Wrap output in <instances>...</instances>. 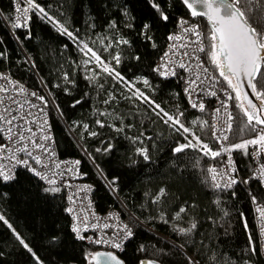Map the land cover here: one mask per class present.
I'll use <instances>...</instances> for the list:
<instances>
[{
  "label": "trees",
  "instance_id": "1",
  "mask_svg": "<svg viewBox=\"0 0 264 264\" xmlns=\"http://www.w3.org/2000/svg\"><path fill=\"white\" fill-rule=\"evenodd\" d=\"M155 2L167 20L150 0H31L37 7L30 0H0V71L49 94L61 116L51 120L59 156L79 160L99 212L116 209L132 228L123 250L108 252L123 264H264L250 201L253 196L264 206V188L254 180L230 190L211 187L208 169L217 157L191 141L198 138L215 152L208 108L192 109L178 80L155 70L179 19L201 27L203 62L232 93L229 145L239 179L248 176L251 158L247 148L233 146L251 141L254 128L264 124L248 123L238 107L241 98L211 63L207 23L192 18L179 0ZM16 3L29 9L27 26H9ZM239 7L251 26L264 32V0H240ZM84 45L109 61L114 73L89 77ZM115 73L124 82L114 79ZM137 89L148 102L136 98ZM257 91L264 92L259 83ZM261 103L257 99V108L248 111L264 119ZM164 113L179 117V124ZM190 141L192 147L174 151ZM138 150H146L148 159ZM0 216V264H91L95 253L104 252L72 231L64 189L46 186L26 170L18 169L10 181L0 179Z\"/></svg>",
  "mask_w": 264,
  "mask_h": 264
},
{
  "label": "built area",
  "instance_id": "2",
  "mask_svg": "<svg viewBox=\"0 0 264 264\" xmlns=\"http://www.w3.org/2000/svg\"><path fill=\"white\" fill-rule=\"evenodd\" d=\"M23 9L25 7L16 3L13 20L9 24L10 27H13L14 23L27 26L29 22L28 11L24 12ZM185 29H194L199 33V37L193 34V31H185ZM170 36H178L180 39H169ZM201 47L206 49L201 27L193 19L181 18L177 21L174 32L168 36L167 44L155 65V69L161 65L167 66L166 69L160 68V71L166 70L169 73L163 77L178 80L186 102L192 109L204 111L208 108L209 133L216 143L215 152L221 153L216 156L217 161L209 167V169L215 170L214 172L208 171L211 187L215 190H230L237 185H246L249 181L254 180L264 188V177L261 176V170H264V145L262 144L247 145L251 158V170L244 179H239L236 176L232 148L229 145L231 120L228 117L231 114L232 93L222 87L220 79L208 70L203 62L205 51H199ZM186 52L188 53L187 56L184 55ZM166 53L167 55H165ZM180 63H183L185 67L180 68ZM160 71H157V73L160 74ZM192 80L195 81V84L190 85L189 81ZM0 89H5V91H0V114H5V109H11L8 115L17 117L12 125L13 132H16L21 125L25 129H31V131H24L25 139L21 141L19 136L10 137L7 131L8 125L0 122V166H3L6 170L11 169L13 176L18 169L33 174L29 167L17 163L19 160H27L31 168L54 181L53 184H49L46 180H42L39 176L33 174L44 185L64 189L66 213L70 217L72 231L73 227L77 226L80 236L83 237L82 240L93 244L104 252H121L132 236V228L126 217H123V214L116 209L109 208L105 212H99L92 197V188L82 179L79 160L59 156L52 132L51 120L54 117L61 119V116L49 94L45 90L41 92L29 88L2 71H0ZM186 89L188 91H185ZM212 93H215V95ZM40 96L44 97L43 102L37 98ZM192 103H196L197 107L193 108ZM200 104H203V110L199 108ZM21 116L24 117V120L20 119ZM262 134H264V127L256 126L254 128L255 137L252 140L258 139ZM225 136L227 139L223 138ZM25 146L33 157L39 158V164L32 157H29L25 151H17V149ZM225 149H231V151H225ZM213 176H215L214 180ZM232 180H235L236 183L233 184ZM103 183L115 195L114 188L106 181H103ZM216 184H219L220 187H215ZM226 185L231 186L226 187ZM250 201L257 232L258 248L264 259V206L253 196L250 197ZM68 209H71V211H68ZM125 214L131 216L127 211H125ZM131 217L134 219L133 216ZM128 231L131 232V235L126 238ZM74 234L77 237L76 232ZM115 243H119L120 247H113L112 245Z\"/></svg>",
  "mask_w": 264,
  "mask_h": 264
},
{
  "label": "snow or ice",
  "instance_id": "3",
  "mask_svg": "<svg viewBox=\"0 0 264 264\" xmlns=\"http://www.w3.org/2000/svg\"><path fill=\"white\" fill-rule=\"evenodd\" d=\"M183 2L186 4V6L189 9H193V6L195 4H201L207 11L204 12H197L195 10L192 11L193 16H205L207 17V21L210 24V33L207 36V39L210 40V48H209V57L211 63L218 69H220V74L223 76L224 80L228 83V86L233 89L237 93L236 98H240V81L239 77L241 75H244L247 77V83L248 87L251 88V91L253 94H255L256 98L261 100V106L260 110H264V92L257 91V83H259L262 87H264V70H262V66H264V32L257 31L256 28L252 27L249 23L248 18L246 17V14L244 11H242L239 7L240 0H183ZM150 3L153 8H155L157 11H160L161 17L164 20H167L168 17L164 15V13L160 10L159 4L155 2V0H150ZM31 4V0H30ZM32 7H37L34 4H31ZM19 10V9H18ZM24 12L29 11L28 8L23 9ZM44 10L41 8L40 12H43ZM19 19V18H18ZM21 25L19 23H14L13 27H20ZM149 25L145 24L144 28L147 29ZM66 31V30H63ZM185 31H193V34L197 35L199 37V33L196 32L194 29H185ZM67 35L71 38L72 33L68 32ZM169 39H180V37H169ZM198 42V41H197ZM123 43H127V41H123ZM85 48H87V51L91 53L92 57L95 58L98 64L103 65L102 70L104 72H107L109 75H112L114 73V69L109 68L100 58L99 55L92 49L88 48L87 45H84ZM199 51L204 52L205 49L201 47ZM167 55V53L165 54ZM184 55H188V53H184ZM117 63H119V57L114 58ZM85 63H88V61H85ZM166 65H161L156 71H160V68H165ZM180 68H184L185 65L183 63H180ZM207 71V69H205ZM169 73L165 71H160V75L167 76ZM175 74V73H171ZM230 74V76L228 75ZM257 76H259L261 79L258 81ZM231 77V78H230ZM233 78L236 79V83H233ZM114 79H117L118 82H124V78L120 76L119 73H115ZM145 85L148 84L147 80L143 81ZM189 84H195V81H189ZM0 91H5V89H0ZM185 91H188L186 89ZM215 95V93H212ZM35 95V93H33ZM137 99H143L145 102H148V98L144 96L142 92H140L138 89L134 93ZM247 93L244 94L245 99H247ZM42 102L44 101V97L40 96L37 97ZM108 101H105L107 103ZM79 103V101H77ZM192 107L196 108L197 104L192 103ZM203 104L199 105V108L203 110ZM244 112V115L247 117V121L249 124H252L253 121H255L256 124H264V119H262L258 114L250 113L248 111V108L256 109L257 106L252 103L251 100H248L247 108L244 107L243 104L238 105ZM156 108H159V105H156ZM161 111H163L161 109ZM11 112V109H5V114H0V122L8 125L7 131L11 136H19V139L23 141L25 139L23 133L24 131H31V129H25L23 125H21L19 128H17L16 132H13V122L17 119L15 115L9 116L8 113ZM159 114V113H157ZM165 116L168 117V121H172L173 124H179V117H172L168 115L167 113H164ZM21 120H24V117H20ZM229 120L232 119L231 114H229L228 117ZM99 123V121H98ZM103 126V125H101ZM183 127V125H181ZM231 125H229V128ZM184 132H188V128H183ZM94 134V133H93ZM224 139H227V137H223ZM47 139V137H46ZM197 142L199 143V139L197 138ZM248 144H262L264 145V134L260 135L258 139L251 140V141H245L244 143L234 145L233 148L236 149H246ZM37 147H42L41 145H36ZM191 141L186 145H180L177 148L174 149L175 152L179 153L183 151L187 147H192ZM202 150L205 151L207 154L208 152H211V155L213 157H216L220 155V152H212L211 149L208 147L207 144H202ZM17 151H25L29 157H32L36 163H40L39 158L33 157L31 152L27 151V147L17 149ZM47 151V149H45ZM142 155H144V158L147 160L148 156L146 154V150H138ZM225 151H231V149H225ZM17 163L23 164L26 167H29V170L33 172L34 175L39 176L42 180H46L47 183L53 184L54 181L51 179H48V177L41 172L36 171L35 169L31 168L28 165L27 160H19ZM78 163V162H77ZM47 167V165H45ZM59 167V165H57ZM11 169H5L3 166H0V179L7 182L12 179H14V176L11 174ZM209 172H214V169H209ZM261 176L264 177V170H261ZM215 179V176H213V180ZM232 183H236L235 180H232ZM231 185H226V187H230ZM215 187H220L219 184H216ZM45 191H51L56 192L59 191L58 188H46ZM164 194V190L161 189L160 195ZM159 199V196L157 197ZM68 211H71V209H68ZM181 212L184 211L182 208L180 210ZM0 220H4L3 216H0ZM7 223V221H4ZM11 227V225H9ZM192 228H195V224L192 225ZM73 231L76 232L77 237L80 239H83V237L80 236L79 229L77 226L73 227ZM180 231L186 232L191 231V229L185 230L180 229ZM131 232L128 231L126 234L127 236H130ZM17 239H20L19 236H17ZM21 244H24V241L20 239ZM99 243V241H97ZM115 248H119L120 244L115 243L112 245ZM25 248H28L27 244H24ZM31 251V249H29ZM104 255V254H97V256L91 257L93 260H98V256ZM107 258L110 261H115V264H120V262L117 260V258L112 255L111 253L107 254ZM99 264V262H98Z\"/></svg>",
  "mask_w": 264,
  "mask_h": 264
},
{
  "label": "water",
  "instance_id": "4",
  "mask_svg": "<svg viewBox=\"0 0 264 264\" xmlns=\"http://www.w3.org/2000/svg\"><path fill=\"white\" fill-rule=\"evenodd\" d=\"M179 1L181 2V4L184 6V8L186 9V11L188 12V14L192 18H200V19L204 20L207 23L208 27L211 28L210 24L207 21V17L200 16V15H198V16H193L192 15V11L193 10H195L197 12L207 11V9H205L203 7V5H201V4H195L193 6V9H189L186 6V4L183 2V0H179ZM189 2H191V0H189ZM228 75H230V74H228ZM239 81H240V88H239L240 98H241L244 106L247 108L248 100H251L254 105H257L256 96H255V94L252 93L251 88L248 87L247 77L244 76V75H241L239 77ZM234 82L236 83V79L235 78H234ZM245 93L248 94L247 95V99H245V96H244ZM248 110L249 111H252L253 109L248 108ZM263 158H264V152H263ZM97 254H104V255L98 256V260H93V259L90 258V263L91 264H98V262H99V264H115V261L108 260V258H107V254H109L108 252H98V253H95L93 256H97ZM114 256L117 258V260L120 262V264H123L116 255H114ZM142 264H160V263H157V262H154V261H144V262H142Z\"/></svg>",
  "mask_w": 264,
  "mask_h": 264
},
{
  "label": "rangeland",
  "instance_id": "5",
  "mask_svg": "<svg viewBox=\"0 0 264 264\" xmlns=\"http://www.w3.org/2000/svg\"><path fill=\"white\" fill-rule=\"evenodd\" d=\"M88 53H89V56H86V57H85V59H84V61H83V66H84V69L86 70L87 75H88L89 77L92 78V77L95 76V73H97V72H99V71H103V70H102L103 65L98 64L97 61L95 60V58L92 57L91 53H90V52H88ZM100 58H101V57H100ZM101 60H102V58H101ZM85 61H88V63H85ZM102 61H103V62H104L109 68H111V67H110V62H109V61H105V60H102ZM229 76H230V75H229ZM230 78H231V77H230ZM143 81H144V80H139V81H137V83H142L143 85H145ZM233 83H235V82H234V78H233ZM134 85H135V83H134ZM191 141H192V143H193L194 145L201 146V147H202V144H207L208 147L211 149V151L214 152L213 148H212L208 143H202L201 141H199V143H198L196 138H192ZM208 153L211 154V152H208Z\"/></svg>",
  "mask_w": 264,
  "mask_h": 264
}]
</instances>
